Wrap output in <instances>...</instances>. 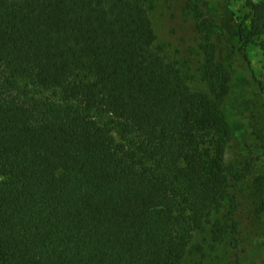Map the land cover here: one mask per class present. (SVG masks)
<instances>
[{
  "label": "trees",
  "instance_id": "1",
  "mask_svg": "<svg viewBox=\"0 0 264 264\" xmlns=\"http://www.w3.org/2000/svg\"><path fill=\"white\" fill-rule=\"evenodd\" d=\"M155 2L0 0V264H220L219 247L241 264L264 174L226 150L240 119L264 154L236 108L262 85L228 97L242 48L264 54V0H243L236 44L220 27L227 60L207 36L196 72L161 55Z\"/></svg>",
  "mask_w": 264,
  "mask_h": 264
},
{
  "label": "rangeland",
  "instance_id": "2",
  "mask_svg": "<svg viewBox=\"0 0 264 264\" xmlns=\"http://www.w3.org/2000/svg\"><path fill=\"white\" fill-rule=\"evenodd\" d=\"M196 0H156L155 9L152 12V23L156 34L157 46L162 49L161 55L167 59H175L186 69L192 72L198 71L202 61V46L207 44V36L210 43L218 45L217 57L220 60H227V50L220 42L225 35L222 30L228 32V43L236 44L237 26L248 25L253 17L244 8L243 0H204L203 7L206 19L211 22L209 30H202L201 19L193 8ZM220 27H223L220 29ZM238 47V46H237ZM245 56L246 62L233 64L234 80L231 84V92L228 103H231L235 96L243 89L252 88L254 77L262 85L258 96L242 99L239 98L236 104L237 109L244 108L247 115H255L256 120L252 121L255 129L264 136V54L257 47H243L238 53ZM236 56V60L240 59ZM241 94V95H242ZM232 135L229 146L226 150L228 163H239L248 158L255 157V175L264 174V154L260 150H249L242 147V136L246 133L245 123L242 120L232 119ZM241 229L245 239L241 244V264H264V214L259 219L253 217L249 211L242 214ZM215 262L220 264H231L230 255L223 249L217 248L213 251Z\"/></svg>",
  "mask_w": 264,
  "mask_h": 264
}]
</instances>
